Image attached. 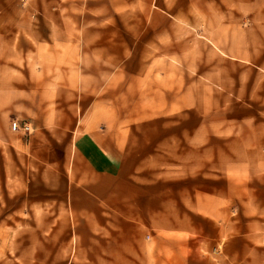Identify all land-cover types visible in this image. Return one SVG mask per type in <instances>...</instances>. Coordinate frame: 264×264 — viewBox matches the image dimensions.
I'll list each match as a JSON object with an SVG mask.
<instances>
[{
  "label": "rangeland",
  "instance_id": "rangeland-1",
  "mask_svg": "<svg viewBox=\"0 0 264 264\" xmlns=\"http://www.w3.org/2000/svg\"><path fill=\"white\" fill-rule=\"evenodd\" d=\"M0 145V264H264V0H0Z\"/></svg>",
  "mask_w": 264,
  "mask_h": 264
},
{
  "label": "crops",
  "instance_id": "crops-1",
  "mask_svg": "<svg viewBox=\"0 0 264 264\" xmlns=\"http://www.w3.org/2000/svg\"><path fill=\"white\" fill-rule=\"evenodd\" d=\"M113 60L116 61V58ZM114 61L112 63L114 64V68H115L116 63H114ZM104 79L106 78L104 77ZM113 80L114 82L116 80V71L113 73ZM55 128L60 130L57 132L53 131L52 133H50V135L57 136L64 134L63 130L67 131L68 127L67 126L61 127L60 125L57 124ZM44 132L45 131L42 132L36 131L33 134L32 138H34V140H37L38 137L41 135V133ZM71 138H72L71 152L73 156H75V159L79 161L90 172L91 176L104 178V177H111L113 175L120 176L122 174L121 167H122L123 157L122 155L118 156L119 154L118 153L115 154L114 151L112 152V149L110 148V146H108L109 142L107 141L105 136L103 138V136H100L99 134L96 133H84L76 137H72L71 135L69 143L71 142ZM0 164L2 167V179L0 182V189L1 191H7L11 189L12 186L8 172L7 161L4 153V147H2V145H0ZM93 187L96 188V191H99L98 185H95ZM75 190L78 193H81V199H85L87 202H91L89 192H87L88 190L86 188L81 187ZM92 204L95 207L98 206V203H92ZM76 206L84 208L87 206V204H85L84 202L81 205L77 203Z\"/></svg>",
  "mask_w": 264,
  "mask_h": 264
},
{
  "label": "built area",
  "instance_id": "built-area-1",
  "mask_svg": "<svg viewBox=\"0 0 264 264\" xmlns=\"http://www.w3.org/2000/svg\"><path fill=\"white\" fill-rule=\"evenodd\" d=\"M12 131H19L22 130L24 133L29 132L30 128L27 124H25L23 127H19V125H17V123H12V127H11Z\"/></svg>",
  "mask_w": 264,
  "mask_h": 264
}]
</instances>
